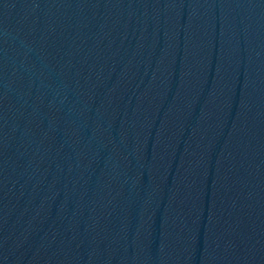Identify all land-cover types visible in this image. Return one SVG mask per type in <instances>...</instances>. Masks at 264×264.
Returning a JSON list of instances; mask_svg holds the SVG:
<instances>
[{
  "label": "water",
  "instance_id": "95a60500",
  "mask_svg": "<svg viewBox=\"0 0 264 264\" xmlns=\"http://www.w3.org/2000/svg\"><path fill=\"white\" fill-rule=\"evenodd\" d=\"M0 264H264V0H0Z\"/></svg>",
  "mask_w": 264,
  "mask_h": 264
}]
</instances>
